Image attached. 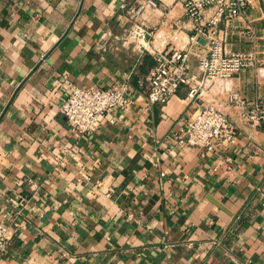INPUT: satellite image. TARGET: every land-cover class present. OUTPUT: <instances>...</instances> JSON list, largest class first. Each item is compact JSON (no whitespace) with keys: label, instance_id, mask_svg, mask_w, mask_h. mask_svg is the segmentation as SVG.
Wrapping results in <instances>:
<instances>
[{"label":"crops","instance_id":"crops-1","mask_svg":"<svg viewBox=\"0 0 264 264\" xmlns=\"http://www.w3.org/2000/svg\"><path fill=\"white\" fill-rule=\"evenodd\" d=\"M136 0H0V219L10 245L0 264H264V122L229 105L231 91L264 102V0L220 24L226 54L256 64L204 79L185 0L140 15L152 31L144 54L104 42L134 23ZM213 9L207 11L212 14ZM188 52L202 90L182 85L148 100L154 52ZM134 103L75 135L60 107L71 84L116 87ZM208 105L236 126L213 150L177 135Z\"/></svg>","mask_w":264,"mask_h":264},{"label":"built area","instance_id":"built-area-1","mask_svg":"<svg viewBox=\"0 0 264 264\" xmlns=\"http://www.w3.org/2000/svg\"><path fill=\"white\" fill-rule=\"evenodd\" d=\"M160 0H136L129 10L134 23L115 36V43L104 42L103 50L131 47L139 55L150 49L152 31L140 22V15L157 7ZM252 0H185V14L194 22L195 33L191 41L199 43L203 38L207 53L198 55L199 69L204 79L230 78L256 64L251 53L234 52L226 54L220 24L225 17H236L251 5ZM213 9L212 14L207 11ZM156 65L148 75L150 103H167L182 85L189 87V96L196 99L202 90V81L191 73L188 52L175 46L154 52ZM128 78L116 87H81L71 84L69 94L60 107V113L67 118L75 135H91L97 131L105 117L114 111H127L134 103L128 95ZM229 105L240 108L243 117L260 124L264 122V102H249L239 91H231ZM177 138L181 144L205 147L213 150L216 144L236 142V126L221 109L208 105L181 128ZM10 245L8 227L0 219V252H6Z\"/></svg>","mask_w":264,"mask_h":264},{"label":"water","instance_id":"water-1","mask_svg":"<svg viewBox=\"0 0 264 264\" xmlns=\"http://www.w3.org/2000/svg\"><path fill=\"white\" fill-rule=\"evenodd\" d=\"M203 42H205V41L203 40Z\"/></svg>","mask_w":264,"mask_h":264}]
</instances>
